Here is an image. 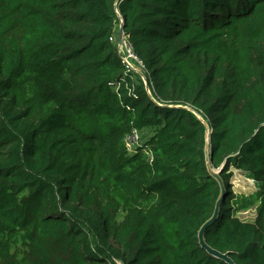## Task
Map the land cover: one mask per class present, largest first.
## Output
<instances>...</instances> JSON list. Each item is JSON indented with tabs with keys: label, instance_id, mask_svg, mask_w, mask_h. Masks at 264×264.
Listing matches in <instances>:
<instances>
[{
	"label": "trees",
	"instance_id": "trees-1",
	"mask_svg": "<svg viewBox=\"0 0 264 264\" xmlns=\"http://www.w3.org/2000/svg\"><path fill=\"white\" fill-rule=\"evenodd\" d=\"M195 113L227 193L206 243L264 264V0H0V264H226Z\"/></svg>",
	"mask_w": 264,
	"mask_h": 264
},
{
	"label": "water",
	"instance_id": "water-1",
	"mask_svg": "<svg viewBox=\"0 0 264 264\" xmlns=\"http://www.w3.org/2000/svg\"><path fill=\"white\" fill-rule=\"evenodd\" d=\"M125 28L124 25H121L120 30H119V36H118V47H121L123 44V40H124V36H125V32H124ZM147 90L148 87H147ZM197 115V117L199 118V120L201 122L204 123V125L206 126V148H205V153H206V162H207V167H208V171L209 174L215 179L217 180V182L220 185L221 188V196L219 198V200L216 203V208H215V212L213 217L203 225V227L201 228V230L199 231L198 234V240H199V245L202 249H204L208 255H210L211 257L221 260L223 262H225L226 264H236L230 257V254H222L214 249H212L205 240V233L206 231L214 225V223L218 220L219 216H220V209H221V205L223 203V201L226 198V187L225 184L223 182V180L220 177V173L221 170L219 171H215L211 169V165H210V156H209V143H210V135H211V131L209 129V126L207 125V123L203 120V118L201 116H199L197 113H195Z\"/></svg>",
	"mask_w": 264,
	"mask_h": 264
},
{
	"label": "rangeland",
	"instance_id": "rangeland-1",
	"mask_svg": "<svg viewBox=\"0 0 264 264\" xmlns=\"http://www.w3.org/2000/svg\"><path fill=\"white\" fill-rule=\"evenodd\" d=\"M119 30H120V27L117 29L118 36H119ZM126 37L124 36V40ZM124 40L123 42L125 43ZM136 71L138 74L141 75V80L143 82L145 81L144 83L146 84V88H147L148 87L147 81H146L147 74L143 73L145 71L144 65L136 66ZM148 92L149 94H151L150 90H148ZM142 135L144 138V133H142ZM233 172H234V175H233L231 184H232L233 192L239 200L241 198L249 199L251 198V196H254L257 194L259 190L257 189L254 181L249 180L244 173H241L236 170H234ZM241 205L242 203L237 204L233 207L234 210L237 211L236 216L244 222H254L256 219V215H257L256 214L257 205L250 206L248 209L241 208L240 207Z\"/></svg>",
	"mask_w": 264,
	"mask_h": 264
},
{
	"label": "built area",
	"instance_id": "built-area-1",
	"mask_svg": "<svg viewBox=\"0 0 264 264\" xmlns=\"http://www.w3.org/2000/svg\"><path fill=\"white\" fill-rule=\"evenodd\" d=\"M111 40L113 41L114 39ZM124 41L125 43L123 42V45L121 47H118L121 61L130 73L139 75L141 78V75L136 71V66H142L143 63L135 54L132 45H130L128 41V37H126ZM124 143L129 154H136L138 152V149L142 147L141 133L138 130L131 131L125 137Z\"/></svg>",
	"mask_w": 264,
	"mask_h": 264
}]
</instances>
